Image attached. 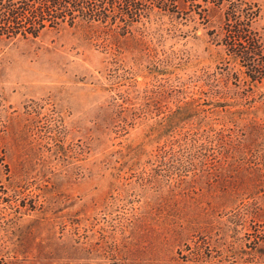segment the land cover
<instances>
[{
  "label": "rangeland",
  "instance_id": "rangeland-1",
  "mask_svg": "<svg viewBox=\"0 0 264 264\" xmlns=\"http://www.w3.org/2000/svg\"><path fill=\"white\" fill-rule=\"evenodd\" d=\"M220 21L0 37V264H264V80Z\"/></svg>",
  "mask_w": 264,
  "mask_h": 264
},
{
  "label": "trees",
  "instance_id": "trees-1",
  "mask_svg": "<svg viewBox=\"0 0 264 264\" xmlns=\"http://www.w3.org/2000/svg\"><path fill=\"white\" fill-rule=\"evenodd\" d=\"M154 11L199 14L205 23L212 13H220L214 38L223 42L233 61L243 62L253 82L264 80V45L256 27L261 7L245 0H0V37H36L47 29L82 24L102 25L125 36Z\"/></svg>",
  "mask_w": 264,
  "mask_h": 264
}]
</instances>
